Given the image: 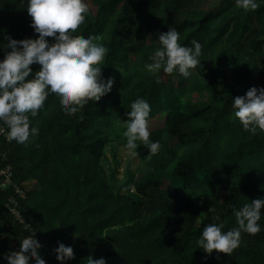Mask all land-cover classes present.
<instances>
[{"label":"trees","instance_id":"16d2710c","mask_svg":"<svg viewBox=\"0 0 264 264\" xmlns=\"http://www.w3.org/2000/svg\"><path fill=\"white\" fill-rule=\"evenodd\" d=\"M84 2L89 12L73 35L99 36L94 42L109 49L102 76L113 85L70 116L50 96L42 112L29 115L37 135L28 142L0 135V264L33 231L46 264H61L58 242L74 253L63 264H86L88 256L106 264H264V209L261 230L242 232L231 254L209 255L196 243L204 225L236 227L232 207L264 197V131L243 129L232 108V97L264 87V0L254 10L234 0ZM26 4L0 0V43L5 34L38 35ZM169 26L179 43L202 46L201 64L187 78L144 67ZM137 97L150 105L149 139L160 148L149 157L137 141L135 191L115 192L102 157L107 145L125 143L122 122ZM14 203L23 223L9 211Z\"/></svg>","mask_w":264,"mask_h":264},{"label":"clouds","instance_id":"9594fccd","mask_svg":"<svg viewBox=\"0 0 264 264\" xmlns=\"http://www.w3.org/2000/svg\"><path fill=\"white\" fill-rule=\"evenodd\" d=\"M244 10L257 9V0H234ZM27 13L31 17L33 38L14 39L5 34L7 43H0V50H5L0 59V135L6 140L25 143L29 137L37 135L35 127L30 128L31 117H36L44 110L46 100L55 96L61 110L66 115L80 112L90 101H98L112 88L113 78L102 76L101 64L109 49L101 43L99 36H74L89 8L84 0H27ZM180 34L175 27L169 26L166 32L157 35L158 45L150 55L151 62L144 67L153 75L161 70L164 73H179L187 78L192 70L201 64V44L192 39L190 45L179 43ZM49 40L53 41L52 43ZM37 64L33 71L30 65ZM157 82L159 79L157 77ZM234 116L243 129L255 133L264 131V87L250 86L244 95L232 97ZM149 103L137 97L126 112L127 120L122 135L126 138L122 148L131 156L138 155L137 141L148 149V156L158 152L159 141L149 139L148 116ZM38 147V146H37ZM147 158V157H146ZM135 191L132 184L122 188ZM264 209V197H257L244 203L232 212L236 227L222 231L220 216L213 219L220 223L204 225L196 240L206 254L214 250L217 253L231 254L240 244L242 232L255 234L261 230L257 223ZM214 210L210 206L208 212ZM25 223V227H27ZM35 235L31 232L30 237ZM26 238L18 251L3 256L4 264H46L39 249L41 244ZM57 261L63 262L74 258L71 245L58 242L53 249ZM86 264H106L105 258H86Z\"/></svg>","mask_w":264,"mask_h":264},{"label":"rangeland","instance_id":"374dc122","mask_svg":"<svg viewBox=\"0 0 264 264\" xmlns=\"http://www.w3.org/2000/svg\"><path fill=\"white\" fill-rule=\"evenodd\" d=\"M212 1L214 3L217 2V0ZM90 7L94 8L91 3ZM167 140L172 144L176 143L174 137H167ZM122 145V143L118 142L107 145L102 157V164L109 176V183L112 190L120 193H128L132 190L122 191V188H126L127 185L132 184L139 160L137 156L133 157L128 154L122 148Z\"/></svg>","mask_w":264,"mask_h":264},{"label":"built area","instance_id":"2783aa9c","mask_svg":"<svg viewBox=\"0 0 264 264\" xmlns=\"http://www.w3.org/2000/svg\"><path fill=\"white\" fill-rule=\"evenodd\" d=\"M7 182H8V180H7ZM9 211H10V213L13 216L15 221H18L19 223H23L24 222V219L21 217V215L17 212V210L15 208V203H14L13 206L9 207Z\"/></svg>","mask_w":264,"mask_h":264}]
</instances>
